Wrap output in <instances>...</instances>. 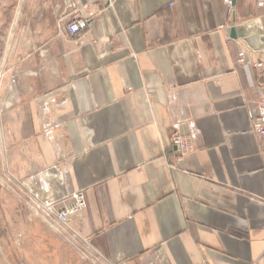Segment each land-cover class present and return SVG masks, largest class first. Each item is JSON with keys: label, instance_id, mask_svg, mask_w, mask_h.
<instances>
[{"label": "crops", "instance_id": "obj_1", "mask_svg": "<svg viewBox=\"0 0 264 264\" xmlns=\"http://www.w3.org/2000/svg\"><path fill=\"white\" fill-rule=\"evenodd\" d=\"M64 1H18L17 74L30 88L15 96L20 159L4 177L63 165L52 197L83 191L88 213L66 228L41 205L51 195L35 190L31 220L109 264H264L252 125L264 96V47L252 51L264 33L260 0H73L82 17ZM78 16L85 37L66 31ZM233 27L246 39H232ZM192 126L198 138L179 162L172 136Z\"/></svg>", "mask_w": 264, "mask_h": 264}, {"label": "rangeland", "instance_id": "obj_2", "mask_svg": "<svg viewBox=\"0 0 264 264\" xmlns=\"http://www.w3.org/2000/svg\"><path fill=\"white\" fill-rule=\"evenodd\" d=\"M18 1L0 0V264H109L87 246L65 244L61 234L32 221L37 212L31 197L15 179L4 177L5 166L20 159L9 129L15 96L20 100L21 93L30 88L28 76L17 74L16 61L21 57L14 32ZM6 93L12 95L7 101Z\"/></svg>", "mask_w": 264, "mask_h": 264}, {"label": "built area", "instance_id": "obj_3", "mask_svg": "<svg viewBox=\"0 0 264 264\" xmlns=\"http://www.w3.org/2000/svg\"><path fill=\"white\" fill-rule=\"evenodd\" d=\"M64 6L66 11L73 10L75 12H78L81 17L83 16L81 8H83L85 5L83 7H78V5L73 0H65ZM258 7H264V0H260L258 2ZM80 16L76 17L70 24L66 26V31L73 37L80 35H82V37L86 36L89 21L87 17L80 18ZM260 37L262 38L261 40ZM260 37H258V39L260 40V47L253 49V52H260L262 51L261 47H264V33ZM239 39H246V36ZM247 53L248 48L241 49L238 60L240 64L245 63V57ZM256 67L262 68L263 64L259 62L256 64ZM252 125L253 132L260 140V155L263 160L264 170V96H262L261 100L256 105ZM197 138L198 132L194 128V126L191 127V132L189 135H180L176 133L172 136L171 143L177 151V159L179 162L182 161L186 155L193 151L194 141H196ZM63 171V165H58L50 168L49 170L38 173L27 180L17 182L26 191V193L29 194L32 200H39V194L36 193L35 190H39L41 193L51 195L50 198L41 200V205L49 214L55 216L62 226L70 228L71 224L75 220L87 215L88 209L83 191H79L76 193H66L62 191L61 197L59 199L52 197L51 184L53 178H57L60 187H62ZM32 207H34V205ZM49 227L53 231L55 230L51 224Z\"/></svg>", "mask_w": 264, "mask_h": 264}, {"label": "water", "instance_id": "obj_4", "mask_svg": "<svg viewBox=\"0 0 264 264\" xmlns=\"http://www.w3.org/2000/svg\"><path fill=\"white\" fill-rule=\"evenodd\" d=\"M229 2H233V0H228ZM246 36V31L244 28L233 27L230 31V37L232 39L244 38Z\"/></svg>", "mask_w": 264, "mask_h": 264}]
</instances>
